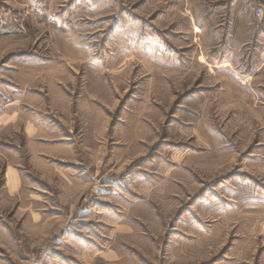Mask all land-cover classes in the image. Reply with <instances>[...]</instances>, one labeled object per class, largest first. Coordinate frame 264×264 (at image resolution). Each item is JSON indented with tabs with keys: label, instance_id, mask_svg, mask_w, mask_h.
I'll return each mask as SVG.
<instances>
[{
	"label": "rangeland",
	"instance_id": "1",
	"mask_svg": "<svg viewBox=\"0 0 264 264\" xmlns=\"http://www.w3.org/2000/svg\"><path fill=\"white\" fill-rule=\"evenodd\" d=\"M0 264H264V0H0Z\"/></svg>",
	"mask_w": 264,
	"mask_h": 264
},
{
	"label": "crops",
	"instance_id": "2",
	"mask_svg": "<svg viewBox=\"0 0 264 264\" xmlns=\"http://www.w3.org/2000/svg\"><path fill=\"white\" fill-rule=\"evenodd\" d=\"M40 126H42V127L45 126V125H44V122H42ZM37 133H38V131H37ZM37 133H35V135H34L35 137L38 136ZM39 135H40V134H39ZM31 138H32V136H31ZM55 150H56V151H59V150H60V147L58 146L57 149H55ZM67 150H69V149L67 148ZM14 175L16 176V174H14ZM16 184H17V183H16Z\"/></svg>",
	"mask_w": 264,
	"mask_h": 264
}]
</instances>
